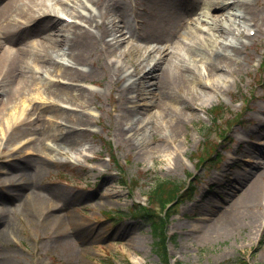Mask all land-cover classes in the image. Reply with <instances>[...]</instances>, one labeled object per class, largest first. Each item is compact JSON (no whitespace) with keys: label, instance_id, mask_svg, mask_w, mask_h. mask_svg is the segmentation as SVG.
Segmentation results:
<instances>
[{"label":"rangeland","instance_id":"1","mask_svg":"<svg viewBox=\"0 0 264 264\" xmlns=\"http://www.w3.org/2000/svg\"><path fill=\"white\" fill-rule=\"evenodd\" d=\"M104 1L112 4L117 14H123L130 27L138 32L147 31L150 0ZM249 1L264 17V0ZM228 2L231 4L233 0ZM89 7L94 14L101 8L96 4ZM228 10L232 20L236 19L234 13L241 12L240 7L233 5ZM202 11L197 9L193 18ZM57 12L64 21L66 11L59 6ZM166 22L161 23L159 31L174 38L170 49L175 55L172 63L184 65L178 54L185 55V42L191 41L170 30ZM219 23L226 24V20L221 19ZM246 24L237 23L220 37V30L199 22L200 40H204L211 51L220 49L223 38L227 37L237 41L243 50L236 60L228 62V71L221 69L209 75L204 63L192 65L193 72L187 75H190L191 90L199 97L185 85L171 89L170 98L178 113L173 114L172 110L169 113L179 121L177 129L173 128L169 117L164 119L167 115L161 114L159 99L148 92L146 79L142 78L146 69L133 72L131 67L135 59L147 55L142 39L123 43L110 57L96 56L95 59H101L102 67L99 63L78 66L87 77L74 82L78 84L72 87L75 100L59 101L57 107L50 105L53 100L48 95L50 80L63 85H68L69 81L59 72L50 76L44 72L45 68L34 69L36 84L15 104L12 103L18 97L13 98L7 110L8 120L19 124L40 104L38 114L31 116L33 125L42 124L47 130L50 128V132H57L58 124L63 123V130L78 128L77 132L85 138L76 150L64 153L49 150L42 154L31 147L36 134L26 138L16 135L8 141V134L15 130L10 129L5 135L0 133V216H9L12 224L0 235V254L11 252L27 264H163L153 250L155 237L151 225L130 211L134 204L147 202V194L158 181L173 180L192 182L194 191L191 197L183 198L170 219L167 248L171 264H236L239 260L246 264H264L262 198L252 208L259 216L255 227L245 223L233 234L222 237L215 230V223L219 224L223 213L230 217L232 213L237 216L245 213L244 200L239 198L241 193L231 185L236 176H247L252 171L250 165L261 163L257 182L260 190H264V160L254 153L255 149L264 148V24L260 30ZM251 26L254 30H250ZM64 45L65 42L62 47ZM124 46L131 55L118 52ZM109 59L113 61L110 65ZM126 74H129L128 80ZM130 80L136 85L131 86ZM80 90L85 94L84 100ZM139 93L142 96L137 95ZM132 96L139 99L128 100ZM246 102L248 109L242 111ZM70 105L80 111L78 115L88 117L87 124L79 125L74 121L73 112L78 111L70 109ZM218 105H223L227 111L219 127L210 116V111ZM133 107L150 120L151 132L126 129L128 118L135 114ZM55 109L65 110L64 116L56 115ZM240 113L242 123L232 124L227 138L221 139L219 134L224 133L226 118ZM137 135L142 136L140 144L135 140ZM203 143L219 150L221 161L217 162L212 155L205 164L197 163ZM108 144L115 151L117 164L109 159ZM23 156L45 162L39 185L44 192L59 191L61 195L33 204L21 203L8 193L12 187L9 177L14 174L11 166L19 163ZM57 215H66L71 226L58 225L53 219Z\"/></svg>","mask_w":264,"mask_h":264},{"label":"bare ground","instance_id":"2","mask_svg":"<svg viewBox=\"0 0 264 264\" xmlns=\"http://www.w3.org/2000/svg\"><path fill=\"white\" fill-rule=\"evenodd\" d=\"M70 1L74 3L71 4ZM92 4L100 5L98 14H94L89 7ZM231 5L240 7L241 12L234 13L237 20H232V15L228 10ZM59 6L66 11L63 14H65V18L71 19V23L59 18L57 15ZM197 9L204 11L200 12L198 17L193 18L195 15L193 13ZM147 13L149 16L148 29L145 32L143 29L142 32H138L128 25V20L123 14H117V9L112 7V4L105 3L104 0H3V3L0 4V133L5 135L10 129H14V132L12 130V133L8 134V141L16 135L26 138L27 135L36 134L31 147L39 149L42 154L49 150L64 153L65 150L78 149L85 138L83 134L77 132L78 128L63 130L61 128L63 123H59L60 130L50 132V128L47 130L42 124L33 125L31 116L38 114V109H41L40 104L33 107L31 114H27L28 116L19 124H15L8 120L9 105L14 97L18 98L12 104L23 98L27 92L32 91L36 84L34 75L36 68H45L44 72L51 74L50 76H54V72H59L63 79L69 81L68 85H63L53 79L50 80L48 95L53 97L50 102L52 107L59 106V101L73 102L75 97L72 87L78 86L74 82L87 77L86 73L78 66L99 63L101 59H95L99 54L110 57L117 53V49L123 43L138 39L143 40L147 55L133 61L131 66L133 72L146 69L142 78L146 79L145 85L148 92L159 99L161 114L167 115L164 119L169 117L173 128L177 129L179 121L171 117L172 114L169 113V110H172L173 114L178 113L170 98L172 96L171 89L185 85L191 92L190 75L188 76L187 73L193 72L192 65H196L198 62L204 63L206 65L205 72L209 75L221 69L228 71V62L236 60L243 50L237 41L230 37H222L223 44L220 49L211 51L208 44L204 40H200L199 22L204 21V23L211 24L220 30L222 33L220 37L223 36L226 29H232L237 23L239 26L246 23V25H250L249 22L253 21L254 26L259 30L264 24L263 13L257 11L249 0H233L231 4L228 0H150V9ZM221 19L226 20V24L219 23ZM163 22H166L165 25L177 35L181 34L191 41L185 42L187 47L185 55L178 54V59L183 61L184 65L172 63L175 55L170 49L175 42L173 43V36L167 37L159 31ZM108 36L111 38L107 39ZM32 37L36 40L33 41ZM63 42H65L64 47H62ZM126 46L118 52L131 55V51H127ZM108 64H112L111 59L108 60ZM99 65L102 67L103 63H99ZM31 73L34 76H30ZM125 76L128 80L129 74ZM41 81L47 83L44 80ZM137 82L140 86V81ZM129 84L135 86L136 82L130 80ZM80 92L82 91L80 90ZM192 92L196 97H199L194 89ZM137 95L142 96V93ZM139 96H132L128 100L139 99ZM84 97L85 94L82 92L81 99L84 100ZM60 105L62 104L60 103ZM133 108L135 114L128 118L126 129L135 128L136 131L144 129L145 133L151 132L153 126H149L151 125L150 120L141 115L140 109ZM55 110L56 115L61 113L62 117L64 116L65 110ZM72 110L78 111V109ZM79 112H73L76 116L74 121L79 125L87 124L88 117L84 114L78 115ZM135 140L140 144L142 136L137 135ZM250 152L252 153V151ZM254 153L258 158L264 160V148L255 149ZM44 163L42 160L39 163L23 156L19 163L11 164L14 174H10L9 177L12 187L8 193L21 203L31 202L33 204L44 203L54 196L61 195L59 191L44 192L39 185ZM250 166L253 167L252 171L250 170L247 176H236L231 185L234 190L241 193L239 198L244 200L246 214L243 212L237 216L236 213H232L233 217H230L223 213L219 217V224L215 223L216 233L220 237L233 234L238 227L245 223L253 228L256 221L259 220L258 212L252 208L258 205L259 198L264 200V190H260V185L257 182L261 176L257 172L261 163ZM53 219L60 226H71L66 215H57ZM43 222L46 223L45 218ZM11 226L9 216H0V235ZM74 226L78 225L74 223ZM0 256V264H27L25 260L16 258V255L11 252L1 253Z\"/></svg>","mask_w":264,"mask_h":264},{"label":"trees","instance_id":"3","mask_svg":"<svg viewBox=\"0 0 264 264\" xmlns=\"http://www.w3.org/2000/svg\"><path fill=\"white\" fill-rule=\"evenodd\" d=\"M213 115L216 118V111H213ZM192 190V186L186 187L183 183L161 180L149 193V207L135 206L137 215H134L142 217L152 227L155 237L153 250L159 255L163 264H170L167 248L168 220L173 214L176 203L178 204L184 196L191 197L193 193L189 191ZM157 207L159 210H157ZM236 264L246 263L239 260Z\"/></svg>","mask_w":264,"mask_h":264}]
</instances>
